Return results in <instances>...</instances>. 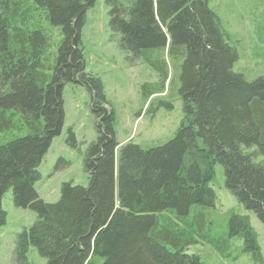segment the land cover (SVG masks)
<instances>
[{
    "label": "trees",
    "instance_id": "1",
    "mask_svg": "<svg viewBox=\"0 0 264 264\" xmlns=\"http://www.w3.org/2000/svg\"><path fill=\"white\" fill-rule=\"evenodd\" d=\"M209 1L106 0L119 47L161 75L160 88L146 97L169 80L167 61L154 62L151 51L184 59V122L164 145L143 149L120 144L103 82L86 72L81 29L96 0H0V132L17 125V114L29 129L0 144V227L7 219L2 198L11 188L16 206L37 213L17 234L12 264H29L30 246L47 264H204L187 251L197 241L181 224L193 205L214 206L217 163L228 190L264 224V75L248 80L233 70L238 52ZM33 6L45 9L64 35L53 67L45 63L50 36L30 20ZM69 82L91 93L97 139L84 158L90 181L65 182L59 200L47 202L35 185L64 125ZM68 141L74 145L72 130ZM230 230L264 264L249 218L233 215Z\"/></svg>",
    "mask_w": 264,
    "mask_h": 264
},
{
    "label": "rangeland",
    "instance_id": "2",
    "mask_svg": "<svg viewBox=\"0 0 264 264\" xmlns=\"http://www.w3.org/2000/svg\"><path fill=\"white\" fill-rule=\"evenodd\" d=\"M209 6L218 14L230 36V44L238 52L239 59L233 70L248 80L263 76L264 0H210ZM32 8L31 22L42 26L50 36L45 63L46 67H53L63 32L61 27L50 23L45 9ZM109 19L106 0H96L86 12L80 45L86 72L100 77L103 82L108 107L115 110L117 139L121 145L133 142L143 149L162 146L174 138L184 122L180 92L184 59L169 56L164 49L152 50L154 62L167 61L169 80L161 92L146 97L145 91L160 88L161 75L143 58L133 59L119 47V34L113 32ZM48 72L52 73V70ZM147 84L150 86L143 88ZM63 98L64 125L39 166L41 179L35 185L40 197L47 202L59 200L65 182L88 185L90 177L84 168V158L97 139L96 118L87 87L69 82L64 87ZM15 123V127L0 132V144L29 133L21 114H17ZM70 130L75 135L74 145L68 141ZM225 178L224 166L217 163L210 183L216 193L214 206L193 205L184 218L185 224L181 226L197 241L189 244L187 251L198 254L204 264H259L245 250L244 238L231 234L230 221L235 214L249 218L263 261L264 224L228 190ZM2 207L7 212V219L0 227V264H12L17 234L36 221L37 213L31 208L16 206L12 188L3 195ZM165 213L176 217L172 212ZM28 261L29 264H47V259L34 246L29 248Z\"/></svg>",
    "mask_w": 264,
    "mask_h": 264
}]
</instances>
